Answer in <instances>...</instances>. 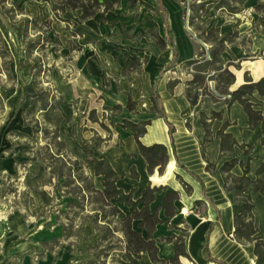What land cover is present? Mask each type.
Listing matches in <instances>:
<instances>
[{
	"label": "crops",
	"instance_id": "crops-1",
	"mask_svg": "<svg viewBox=\"0 0 264 264\" xmlns=\"http://www.w3.org/2000/svg\"><path fill=\"white\" fill-rule=\"evenodd\" d=\"M154 1L145 0L150 5ZM248 1H251L250 9L260 2V0ZM72 13L78 14L79 20L75 23L79 26V31L85 33L94 44L100 42L97 47L105 53L97 56L88 45L82 44V55L77 58L82 73H76L77 76L72 77L68 83L59 84L61 89L59 91L64 98L62 110L72 118L71 123L64 124L66 127L70 126V139L62 137L61 140L67 142L71 150L76 142H84L95 158L107 159L120 177L117 187L126 194L133 193L134 201L140 200L148 187H165L169 191L180 193V199L176 202L175 217L169 219L167 223L158 225L153 233L160 260L169 262L175 259L174 245L166 239L181 236L186 231L185 252L189 258L179 257V264H256L254 244L240 243L234 237V216L241 211V207L235 202L234 195L225 190L221 169L226 162L235 158L243 165L235 166L231 173L241 177L250 158L248 176L253 181L256 179V172L264 161L261 124L251 129L249 117L239 103H234L230 109H226L224 104L217 106L205 98L195 107L191 106L186 97V89L193 76L179 67H184V63L192 60L196 55L189 35L180 28L178 16H171L175 43L184 44L185 50H178L179 48L177 49L173 43L177 50L176 57L173 48L167 47L161 50L147 36L134 41L127 38L122 40L121 47L124 49H129L131 52L136 49L150 52L147 55L149 60L147 59L145 63L149 80L148 90L151 93L155 90L156 102L159 103L158 109L163 110L164 116L152 110L153 101L152 103L149 101L151 109L141 111L136 105L133 111L128 110L127 91H120V87L129 85L128 77L123 76V70L129 64L124 55L138 57L141 60L142 57L126 50L123 52L125 54L114 52L107 41L101 40V33L110 32V29L106 30L107 25H104L108 22L114 23L113 32H129V27H132L130 23L135 21L139 10L131 9L128 0H121L120 7L116 11L106 13L104 21L100 20L99 16L82 21L80 11ZM250 32L255 34V30L248 26H243L241 32L239 30L240 34H250ZM159 36L165 40L162 30ZM259 36L257 39L255 37V42L249 45L235 43L229 46L228 52L222 55L226 64L232 62L240 65L239 69L230 67L236 77V83L230 89L231 92L245 83L246 74L254 81L264 78V36L262 34ZM22 48L19 57L15 56L13 63L17 64L18 61L26 59L25 44ZM249 54L256 57L251 59L248 57ZM169 66H175V70L169 71L167 69ZM106 81L109 82L108 86L105 85ZM91 86H97L99 89L90 88ZM97 97L101 99L98 101ZM252 102L259 104L257 109L264 117V97L255 93ZM116 106H120L121 109L117 112L112 111ZM107 111L114 112V115L110 116V124L107 122L109 119H106L104 123L102 121ZM215 111H223V118L209 122L213 141L204 148L206 131L201 116L204 114L211 119ZM92 112H96L98 121L91 120ZM125 122L137 125L149 122L147 132L140 141L146 147L159 144L167 148L168 163L163 174L159 173L158 168L154 169L153 173H149L147 161L140 153L135 132L130 128H124ZM225 122H230L226 133L231 134L239 146L244 144L253 146L250 157L245 156L244 150L237 146L233 156L227 155L221 158V140L218 139L217 133ZM20 129L22 131L24 129L25 132H19ZM12 131L15 135L16 132L24 134L23 137L30 140L29 134L33 133V128L25 125V119L22 116L20 128ZM29 150L24 153V156L33 164L34 183L39 187L33 197L37 206L46 207L53 203V188L56 190L54 185L56 180L53 184L46 183L49 177L48 171L41 163L31 161L32 155L29 154ZM2 157L1 171L4 175L11 172L16 160L11 156L3 155ZM84 157L83 153V157L76 158L82 160ZM208 162L215 164L213 171L207 170ZM133 172L137 174V177L133 176ZM87 175L92 178L94 188L103 192L104 177L96 176L93 169H89ZM185 185L190 188V191H187ZM2 189L3 185L0 181V199L4 192ZM247 194L255 205L254 224L260 229L259 235L264 239V196L253 188H250ZM163 199L164 193L157 194L155 202L150 206L151 210L161 207ZM114 204L123 211H128L118 201ZM159 216L165 219L163 209H160ZM64 221H62L63 224L68 222ZM55 224V227L50 229L40 227L31 232V227L23 214L19 212L9 214L7 222L0 223V264H87L93 260L89 250L90 239L96 240L94 232L90 237L88 232L84 234L83 227L78 236L66 237L63 226L58 221ZM136 225L138 228L139 223L136 222ZM54 241H58L59 244L53 245ZM140 262L155 264L148 254H142Z\"/></svg>",
	"mask_w": 264,
	"mask_h": 264
},
{
	"label": "trees",
	"instance_id": "trees-1",
	"mask_svg": "<svg viewBox=\"0 0 264 264\" xmlns=\"http://www.w3.org/2000/svg\"><path fill=\"white\" fill-rule=\"evenodd\" d=\"M54 2L55 10L57 13H65L66 11L76 12L80 11V19L86 21L93 19L97 16L100 20H105V15L108 12L116 11L120 7L121 0H52ZM236 5H243L247 0H233ZM5 3V0L2 2ZM129 7L136 9L137 7H145L147 9H153L152 6L143 0H128ZM217 8L227 10L231 14L235 13V8H232L229 0H221L217 4ZM255 11L260 14L261 26L264 28V0H260L256 5ZM9 17L11 13L7 12ZM12 18V17H11ZM49 22H45L48 25ZM202 37L204 43L210 45L209 58H206L203 51L197 58L188 60L184 63V67L191 68L189 72L193 79L187 84L186 97L189 100L192 107H195L200 100L208 98L215 105L224 104L226 109H230L234 103H239L245 113L249 117L250 128L255 129L257 125L261 124L263 131L262 145L264 146V117L262 112L257 109L259 104H254L252 98L255 93L260 97H264V78L254 81L248 74L245 75V83L240 85L235 91L231 92L230 89L236 83L235 74L230 70L231 66L239 69V64L232 62L226 64L222 58L225 52H228L229 45L234 43L238 33L235 32L232 36L222 34L219 28L212 27L207 32H203ZM264 35V32H263ZM150 40L154 41L161 50H165L167 47L174 49L175 57L177 56V50L173 43L169 44L162 39L159 34L153 36H147ZM27 55L30 56L34 46L28 44ZM203 50L204 48L201 47ZM130 61L129 64L123 70V76L129 77L131 73L141 72L143 66L146 63L145 60H141L138 57L127 56ZM13 57L8 53L4 47V36L0 29V72L5 74L7 78L12 79L10 73V65L13 63ZM38 62H35L33 71L37 70ZM33 84L35 93L31 96V106L25 113V125L32 126L35 138L30 139L31 143L37 144V140L40 136L45 140L46 145L44 147H32L29 150V154L32 155V162L41 163L48 171L49 177L46 181L47 184H53L54 180L63 181V184L59 187L56 186L57 192H61L63 197H72L71 202L66 205L65 211H57L58 223L64 228L66 237L78 236L79 231L74 230V219L78 217V220L83 222L93 220L95 226L97 225L100 230V240L105 241L109 234H115L119 232L124 237L125 247L122 251L126 261L119 260V264H141V255L148 254L155 264H179V257L189 258L185 252V239L187 232L184 231L181 236H173L166 239L167 242L174 245L176 257L175 259L166 262L158 258V246L157 241L153 238V233L157 226L163 223H167L169 219H172L177 214L176 202L180 199V193L176 191H169L165 187L151 188L148 187L144 192L140 200H133V193L126 194L117 187V181L120 177L112 169L107 159L99 160L94 157L90 148L84 151L85 157L80 160L76 158L71 150L70 145L61 140L60 127L62 124H68L72 122V118L67 116L62 110L61 105L64 103V98L59 92V97L54 96V92L50 90H43L40 88V83L37 81V76L33 75ZM215 82V92L212 93L209 88V83ZM155 97H152L153 111L158 112L162 117L164 116L163 110L158 109V101L156 102V92L154 90ZM4 103L0 97V107L3 109ZM136 103L129 97L127 109L133 111ZM121 109L120 106H116L112 111L117 112ZM42 118V122L37 119H30L39 113ZM223 111L213 112L212 118H207L202 114L201 121L205 128L206 135L203 147L206 148L213 141L211 133L210 121L222 120ZM91 120L98 121L96 112H92L90 115ZM149 122L142 123L140 125L133 124L131 122H125L124 128H130L135 132V138L137 140L141 155L145 158L148 164L149 173H153L154 169L158 168L159 173L163 174L168 163V150L164 145H153L150 147L144 146L140 139L147 132ZM230 126V122H225L222 129L217 133L218 139L221 140V158L224 156H233L235 147L239 146L236 140L231 134L226 133L227 128ZM102 127H105L102 125ZM172 132V127H171ZM74 134V133H73ZM18 136H25L19 132H16ZM244 150V154L250 157L253 146L251 144L239 146ZM250 158L248 159V165L245 167L244 173L241 177L234 176L231 172L237 165H243V163L237 159H232L226 162L221 172L224 177L225 190L228 193H232L235 198V202L241 207V211L234 216L235 232L234 237L240 243L254 244V253L257 257L256 264L264 263V239L259 235L260 229L254 224L255 205L251 197L247 194L250 188L261 193L264 196V161L256 172V179L253 181L249 178L250 171ZM93 169L96 176L104 177V191L100 192L94 188L92 178L87 175V171ZM215 164L208 162L207 170L213 171ZM133 176L137 177V174L133 172ZM187 191L190 188L185 185ZM164 193V199L161 207L152 211L150 206L156 200L157 194ZM119 202L128 211H123L114 202ZM86 205L91 207V213L85 215ZM160 209L164 210L165 219H161L159 216ZM66 220L69 224H63L62 221ZM138 222V228L135 227V223ZM146 232V235H144ZM53 245H58V241H54ZM96 248L93 249V251ZM114 251V246L106 247L99 250L98 253H93V256L99 260L107 258L110 251ZM100 261V260H99ZM87 264H97L95 261H90Z\"/></svg>",
	"mask_w": 264,
	"mask_h": 264
},
{
	"label": "rangeland",
	"instance_id": "rangeland-1",
	"mask_svg": "<svg viewBox=\"0 0 264 264\" xmlns=\"http://www.w3.org/2000/svg\"><path fill=\"white\" fill-rule=\"evenodd\" d=\"M220 1L155 0L151 4L152 10L145 7H137L139 14L136 16L135 21L130 23L132 27H129V32L116 33L112 31L114 23L108 22L104 24L107 25L106 30L110 29V32L101 33V40L107 41L114 52L125 54L123 52L126 50L129 53L141 56L142 60L146 58L147 61V59L149 60L147 55L150 53L148 50L144 52L136 49V51L131 52L129 49L121 47L122 40L125 38L132 41L134 39L139 40L144 36L160 34L162 30L165 40L169 44L175 43V33L172 28L174 24L171 21V16H178L181 30L189 35V39L195 49L196 56L194 58H197L203 51L206 58H209L211 47L199 37H202L203 32H207L212 27L219 28L222 34L229 36L238 31V36L233 44L242 43L243 45H249L255 42V37L257 39L260 37L259 35H263L262 16L255 11V7L250 9L251 1L243 5H236L235 1L229 0L232 8H235V13L233 14L222 8L218 9L217 4ZM2 2L3 0H0V29L4 36V47L15 62V56L19 57L22 46L25 44L26 59L10 65L12 79L7 78L5 74L0 72V97L4 103L3 109L0 107V181L4 191L0 199V223L7 222L9 214L19 212L23 214L29 227H31V232H34L40 227L49 229L55 227L59 215L57 211L67 210L66 205L71 202L72 197H63L61 192H56L55 188H53V203L46 207L37 206L33 197L39 187L34 183L35 169L32 166L33 164L30 163L28 158L26 159L24 153L32 147H44L46 142L40 136L37 144L31 143L29 138L15 135L12 131L20 128L22 116L24 117L31 106V96L35 93L32 76H37L41 89L50 90L54 92V96L59 97V90H61L59 84L68 83L72 77L77 76L76 73H82L77 59L82 55V44L88 45L89 49L94 50L97 56L105 52L97 47L100 42L94 44L85 33L79 31V26L75 23L79 20L77 13L70 11L57 13L52 0H5L4 4ZM7 12L11 13L12 18L9 17ZM45 22H49L48 25ZM98 23L101 24L102 22ZM243 26L253 28L255 34L251 32L250 34H240L239 30L241 32ZM27 43L34 46L30 56L27 55ZM183 45L182 43H175V46L180 51L185 50ZM124 56L127 59L128 55ZM248 57L252 59L256 55L249 54ZM35 62H38V68L33 71ZM179 68L184 72H191L190 67ZM146 69L147 64L143 66L141 72L131 73L128 77L129 85L127 84L123 88L120 87V91L126 90L127 95L141 111L150 108L149 101L152 103L150 96H155V93H151L148 90L149 80ZM167 69L174 71L175 66H169ZM108 83L106 81L105 85L108 86ZM90 88L99 89L97 86H91ZM209 88L212 93H216L215 82H210ZM96 99L99 101L101 97ZM104 115L103 123L106 119H109L107 122L110 124V116L114 115V112L107 111V114ZM29 118L32 120L38 118L42 122L40 112L36 113L33 118L32 116H29ZM21 131L22 129L19 132ZM22 132H25L24 129ZM70 132V126L61 125V138L70 139ZM29 136H31V139L35 138L34 133H30ZM87 148L89 146H85L84 142H76L72 149L73 155L78 158L83 157V153ZM3 155L11 156V158L13 157L16 160L12 165L11 172L8 174L4 173V175L1 171L3 168L1 165ZM62 184L63 181L57 180L54 183L57 187ZM91 207L86 205L85 215L91 213ZM66 224H69V222H66ZM73 224L74 228L76 227L74 230L81 231L84 227V234L88 232L91 237L94 232L93 235L96 236V240L91 241L90 239L91 248L89 252L91 257H93L91 261H95L97 264H119V260L126 261L124 254H122L125 243L121 233L109 234L107 240L101 241L99 238L101 235L100 230L97 225L95 226L93 220H89L87 223V221L78 220L77 217L74 219ZM135 227L137 228V225ZM110 245L111 247L114 246L115 250H111L107 258L99 259V261L93 256L92 251L96 246L98 247L93 253H98L99 250L108 248Z\"/></svg>",
	"mask_w": 264,
	"mask_h": 264
},
{
	"label": "bare ground",
	"instance_id": "bare-ground-1",
	"mask_svg": "<svg viewBox=\"0 0 264 264\" xmlns=\"http://www.w3.org/2000/svg\"><path fill=\"white\" fill-rule=\"evenodd\" d=\"M17 40V39H16ZM23 42V41H22ZM17 43V42H16ZM18 45V44H17ZM23 49V48H22ZM22 51V50H21ZM18 56V55H17Z\"/></svg>",
	"mask_w": 264,
	"mask_h": 264
}]
</instances>
